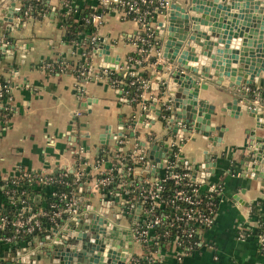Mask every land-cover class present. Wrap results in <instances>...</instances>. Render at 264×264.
<instances>
[{"label":"crops","instance_id":"crops-1","mask_svg":"<svg viewBox=\"0 0 264 264\" xmlns=\"http://www.w3.org/2000/svg\"><path fill=\"white\" fill-rule=\"evenodd\" d=\"M7 1L0 4V10ZM25 1L27 5L26 10H22V24L12 33L16 38L15 47L11 51L0 49V79L5 82L3 86L6 91L5 97L0 99V109L7 105L10 108L8 115L0 110V180L20 172L70 170L75 162L71 149L75 147L81 149L83 158L87 160L85 167L82 165L86 177L75 190L77 202L79 205H85L90 200L96 202L88 196L89 191L98 196V189L94 186L95 174L111 166L112 153L119 146L116 136L109 138L107 143H101L100 134L103 131L111 135L120 131L128 133L123 151L132 150L136 141H144L151 134L159 140L170 137L181 145L180 158L184 167H189L192 173L197 171L196 178H201L199 163L204 159V150L212 146L201 134L194 130L185 131L181 140L179 131L169 129V121L168 125L163 124L155 117L153 110L148 111V117H155L154 121L137 123L134 135L130 134L133 127L127 124L132 118L134 105L137 104L138 114L140 106L152 102L158 104L167 97L161 88L153 87L154 79L163 74L157 64L164 63L167 68L171 66L166 58L143 66L142 69L149 72V83L142 90L139 101L133 103L126 97L124 87L110 82L108 75H100V70L105 68L100 65L102 55L92 53L91 56H83L81 48L86 46L85 43L65 39L64 27L58 16L64 0H44L39 13L32 10L31 0H15L14 7L20 8ZM92 1L71 0L70 6L78 7L83 2L89 4ZM257 1H260L259 6L264 3V0ZM7 6L12 7L10 4ZM116 6L113 0L111 10L103 14L100 21L94 20L97 35L106 38L109 54L118 60L117 69L114 70L126 68V58L136 49L134 37L140 29L135 20L122 17ZM161 19V13H157L151 21L158 44L155 29ZM16 20H19L17 16L14 17ZM4 26L5 22L0 25V30ZM202 26L207 28L209 25ZM0 36L6 38L2 32ZM158 51L161 52V49L154 45L150 55H156ZM8 52H13V55ZM60 57L73 59L74 62L90 58L95 71L79 78L72 71L74 65L67 69L60 65V69L56 67L54 70L44 66L45 62ZM263 78L261 71L247 88L253 93L255 104H258L257 97L264 93ZM230 94L227 86L211 79L205 88H199L197 96L214 104L211 120L225 126L220 144L208 151L214 155L211 161L215 166L208 167L209 170L214 168V172L205 177L204 182L198 181L202 190L211 192L214 198V221L200 231L197 246L181 258H178L176 244L159 242L155 246L159 264H260L262 260L256 232L260 211H264V184L249 175L242 158L248 154L247 145L253 137L248 130L254 129L256 135L262 131L254 128V118L246 110H240L237 115H228L220 110L221 103L230 99ZM241 103L240 100L237 104ZM99 155L102 156L100 159ZM97 159L100 160L98 170L94 167ZM150 172L157 174L159 170L150 168ZM33 187L40 196V201L36 202L39 204L35 207L37 209L45 204V198L52 190L51 187ZM3 200L0 194V206ZM122 223L124 227L129 226L126 219ZM67 227L68 219L63 215L57 223L46 226L41 232L17 244L0 243V264H7L18 251L21 256L29 255L30 258L32 245L36 248L48 247L57 233ZM134 243L132 252L140 254L142 246L138 244L135 250ZM32 258L36 259L35 264H43L39 253L32 255ZM27 264H31V259Z\"/></svg>","mask_w":264,"mask_h":264},{"label":"water","instance_id":"water-1","mask_svg":"<svg viewBox=\"0 0 264 264\" xmlns=\"http://www.w3.org/2000/svg\"><path fill=\"white\" fill-rule=\"evenodd\" d=\"M3 1L0 0V4ZM183 1L180 3L168 0L160 12L162 19L155 29L161 56L171 66L167 68L164 63L157 64L163 74L154 79L153 87L161 88L167 97L158 104L152 102L140 106L138 114L137 104L134 105L132 118L127 122L133 127L130 134L134 135L137 123H144L146 120L152 123L156 117L163 124L169 121V129L178 130L181 140L185 131L198 132L209 140L211 151L220 144L225 126L211 120L215 111L214 104L197 96L199 88H205L212 79L227 86L231 93L230 99L221 103L220 110L228 115H237L240 110H246L254 118V128L262 131L256 135L254 129L248 130L253 137L247 145L248 154L242 158L249 175L264 184V93L257 97L258 104H255L253 93L247 89L254 83L255 76L261 71L264 73V3L259 6L260 1L257 0ZM14 3L15 0H8L0 10V25L5 22L0 30L6 37L0 36V49L3 51H11L15 47L16 38L12 33L14 29L20 28L22 10H26V1L20 8H15ZM8 4L12 7L7 6ZM15 16L19 18L18 21H14ZM202 24L209 26L203 28ZM95 46V52L102 55L103 62L100 65L117 69L118 60L109 54L106 38L99 36ZM8 53L13 55V52ZM262 84L264 85V78ZM240 100L242 103L237 104ZM149 110L154 111L153 119L148 117ZM121 123L123 125V121ZM172 125L174 126L171 127ZM122 133L120 131L111 135L110 132L103 131L100 134L101 143H107L109 138ZM153 137L145 156L157 161V169L161 166L160 159L165 146L160 149L161 139L155 135ZM140 144L145 145V141ZM209 150H204V159L199 163L201 178H196L197 171L192 173L196 181L204 182L205 177L214 172V168H208L215 166L211 161L214 155ZM94 193L89 191L88 196L96 202L90 200L85 205L77 202L75 211L65 214L68 227L57 233L51 245L40 248L32 245L30 258L29 255L21 256L18 251L7 264H27L30 259L31 264H35L36 259L32 258L35 253L41 255L43 264H129L132 234L123 229V234L118 236L116 224L110 220V216L116 215L110 213V205L115 204L114 200L107 202L102 190H98V196ZM34 200L40 201L39 194L34 195ZM119 217L120 213H117L115 222ZM115 228L116 232L113 231Z\"/></svg>","mask_w":264,"mask_h":264},{"label":"built area","instance_id":"built-area-1","mask_svg":"<svg viewBox=\"0 0 264 264\" xmlns=\"http://www.w3.org/2000/svg\"><path fill=\"white\" fill-rule=\"evenodd\" d=\"M94 4L95 10L99 6H112L113 0H97ZM117 3V8L122 16L132 13V18L139 26L144 29H150L152 23L146 17L151 13L150 9L141 8V4L151 0H114ZM168 0H160L159 5L165 6ZM70 6L68 10H70ZM90 19L94 22L95 19L100 21L102 13L91 11ZM89 20V18H86ZM96 24V23H95ZM99 36L94 33L90 36V47L88 52H82L83 56L96 53L95 43ZM143 41H148L146 38H141ZM75 42V41H74ZM153 45L139 48V52L144 51L150 54ZM156 58L153 61L158 63L161 52L156 53ZM135 62L139 63L140 59L136 58ZM64 60L60 61V65H65ZM45 67L51 69L52 63L45 62ZM123 70V74H126ZM94 66L89 59L85 62L80 71L82 77H87L94 72ZM107 76L108 68L100 70ZM129 74H135V71H130ZM102 75V74H100ZM143 85L146 87L149 83L148 79L141 78ZM4 86L0 85V96L3 93ZM117 141L123 142L120 135H117ZM163 144L159 147L165 150L161 156V166L157 169L159 173L151 174L150 168H156L154 159H148L147 163L141 160L148 152L142 148L134 147L132 150H126L122 154L112 156V164L105 170H98V163L94 164L97 172L94 178V186L98 190H102L107 202L114 200L115 204H111L112 214L122 213L132 217L131 233L133 241L142 246L140 254L132 252L128 257L129 264H143L141 258L147 260L146 264L158 263V257L155 253V246L159 242L176 244L179 254L178 258L190 253L196 246L199 240L198 235L204 228L211 226L214 221L215 203L213 197L203 191L200 183L192 177V171L189 167H184L180 158L181 145L174 139L168 137L162 140ZM72 153L77 155L75 160L76 165L70 169L71 179H63L68 174L67 169L60 171L58 176H54V171H32L20 172L0 180V186L6 184L10 188L6 189L9 193L3 197V205L14 206L12 212L0 210V243L17 244L20 241L28 238L29 235H34L40 232L46 226L58 222L59 217L75 211L77 204V196L75 190L55 191L54 182H64L66 185L71 183H80L84 169L82 165L87 164V160L83 158L81 149L75 147L71 149ZM153 160V161H152ZM26 177L28 182L38 185L41 189L51 187L50 195H57L64 201L63 205L58 206L51 202L49 207L44 205L35 208L30 204L31 195L25 193V189L21 188L18 180L21 177ZM171 181L169 185L166 181ZM4 184V185H3ZM19 188V190H17ZM25 193V194H24ZM39 194L37 190L34 195ZM34 195L32 198L34 199ZM35 201V200H34ZM2 205V206H3ZM0 206V208L2 207ZM8 207V206H7ZM45 216L52 224L43 225L42 217ZM135 216V217H134ZM113 223L116 220L115 216H110ZM172 234V236H171ZM171 236V237H170ZM258 248L262 260L260 264H264V229L257 234Z\"/></svg>","mask_w":264,"mask_h":264},{"label":"trees","instance_id":"trees-1","mask_svg":"<svg viewBox=\"0 0 264 264\" xmlns=\"http://www.w3.org/2000/svg\"><path fill=\"white\" fill-rule=\"evenodd\" d=\"M159 1L160 0H151L148 1L146 3L141 4V8H147L151 10V13L147 15L146 19L147 20H152L153 17L157 14L160 13L164 7L159 5ZM43 3L44 0H31V4H32V10L36 11L39 13V11L41 10V8L43 7ZM71 0H64L62 3V8L59 10L58 12V16L61 22L62 27H64V33H65V39L68 40L69 42H73V41H77L80 44L85 43V47L81 48L82 52H88L89 47H90V36L94 33H96V27L97 25L90 19V12L91 11H96V12H100L103 14L107 13L108 11L111 10V5L109 7L106 6H99L98 8H96L95 10L93 9V5L97 4L98 1L97 0H93L92 3L86 4L83 2L82 5L78 6V7H73L70 6L71 4ZM71 7L70 10H68V7ZM123 15V14H122ZM121 15V16H122ZM89 18V20H87L86 18ZM124 17V16H122ZM124 18L126 19H131L132 18V13L127 14ZM139 32L138 34L134 37V41L136 43V49L132 52H130L126 58V62H125V67L126 70L124 71L126 74H123V69H118V70H114V69H108V73L107 75L109 76V80L110 82H112L113 84L115 83H119V86L124 87L123 91L126 95V97L131 100L133 103H136L139 101L140 99V95L141 92L144 88H146L143 85V82L141 81V78L144 79H149L150 75L149 72L146 71L145 69H142L143 66L145 64H147L148 62L154 61L156 56L155 55H150L147 54L144 51L139 52V48L141 47H148L151 44L154 46L156 45V48H158V43L157 40L155 38V33H154V28L151 26L150 29H144L141 26H139ZM141 38H146L148 41H143L141 40ZM139 58L140 62L137 63L135 62V59ZM64 60V62L66 63L64 65V69H67V67H69L70 65H74V67H72V71L75 75H77L79 78H81L82 76L79 74L80 71L82 70V66L85 62L84 58H81L79 60H76L74 62L73 59H64V58H59L58 60H49L48 62L52 63V68L53 70L56 69V67L59 68L60 66V61ZM60 69V68H59ZM130 71H135V74L131 75L129 74ZM100 74H103L100 71ZM122 81V82H119ZM0 84L4 85L5 82L3 80L0 79ZM6 94V91H4L3 89V93L0 96V99L4 98ZM2 112H4V114L8 115L10 113V108L9 106H3L0 109ZM127 135L128 133L124 132L120 135V137L123 139L122 143H119L118 148L115 149V151L112 153L113 156H115L116 154H122L125 151H123L122 147L126 142L127 139ZM154 134H151L149 136H147L145 138V145L140 144V141H136V147L142 148L144 150H147V146H149L153 140H154ZM163 144L162 140L160 141V145ZM120 147V148H119ZM77 155H75L76 157ZM102 156H98V158L100 159ZM141 160H144V163L146 164L148 161L147 156L141 157ZM77 161L75 160L74 165H76ZM65 168L60 169V170H53L54 176H58L60 171H64ZM85 171V170H84ZM68 174L66 176L63 177V179H71V172L70 170H67ZM86 175L85 173L82 175V178H85ZM18 184L21 185V188L25 189V193L31 195L30 198V204L33 207H37V205H39L38 203H36V201H34V199L32 198V195H34L36 189L33 187V184L28 182L26 177H21L18 180ZM1 183H3V180L1 181ZM171 183V181H166V184L169 185ZM4 185V184H3ZM54 190L59 192V191H69V190H76L77 188V183H71V185H66L64 182H54L53 184ZM10 185L6 184L4 186H0V194L2 197H6L9 193L6 192L7 188H10ZM41 189V188H40ZM19 190V188L17 189ZM24 193V194H25ZM208 195L211 194V192L208 191L207 193ZM213 197V196H212ZM214 200V198H213ZM45 202H46V207H49V204L51 202L56 203L58 206L63 205L64 201L61 200L57 195H51L45 198ZM215 203V202H214ZM8 206V207H7ZM15 206V205H14ZM14 206H9L7 204L3 205L0 210H3L5 212H12V208H14ZM42 224L45 226L47 224H52L49 219L45 216L42 217ZM264 229V211H260L259 214V225H258V230L256 232V234H258L261 230ZM41 232V231H40ZM172 236V234H171ZM170 236V237H171ZM31 237V235L28 236V238ZM141 262L143 264L147 263V260L144 258H141ZM159 264V263H156Z\"/></svg>","mask_w":264,"mask_h":264},{"label":"flooded vegetation","instance_id":"flooded-vegetation-1","mask_svg":"<svg viewBox=\"0 0 264 264\" xmlns=\"http://www.w3.org/2000/svg\"><path fill=\"white\" fill-rule=\"evenodd\" d=\"M116 216H117V214H116ZM122 218H124V219L127 220V224L129 225L128 227H124L123 226ZM118 219L119 220L116 223V227H117V231H118V236H120L121 234H123V229L124 230H127V231H130V233H131V219H132V217L131 216H127V215H122V213H120V217ZM128 219H130V221ZM113 231L116 232V228ZM124 235L126 236V232H124ZM124 240H125V238H124Z\"/></svg>","mask_w":264,"mask_h":264},{"label":"rangeland","instance_id":"rangeland-1","mask_svg":"<svg viewBox=\"0 0 264 264\" xmlns=\"http://www.w3.org/2000/svg\"><path fill=\"white\" fill-rule=\"evenodd\" d=\"M122 220H125L124 218H122ZM138 247V243L137 242H135L134 243V249L136 250V248Z\"/></svg>","mask_w":264,"mask_h":264}]
</instances>
